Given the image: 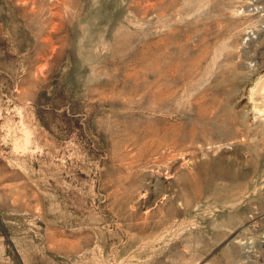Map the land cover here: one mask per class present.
Masks as SVG:
<instances>
[{
    "label": "rangeland",
    "instance_id": "374dc122",
    "mask_svg": "<svg viewBox=\"0 0 264 264\" xmlns=\"http://www.w3.org/2000/svg\"><path fill=\"white\" fill-rule=\"evenodd\" d=\"M0 264H264V0H0Z\"/></svg>",
    "mask_w": 264,
    "mask_h": 264
},
{
    "label": "bare ground",
    "instance_id": "6f19581e",
    "mask_svg": "<svg viewBox=\"0 0 264 264\" xmlns=\"http://www.w3.org/2000/svg\"><path fill=\"white\" fill-rule=\"evenodd\" d=\"M249 104L248 103H246V108H249ZM252 111L250 110V111H248V114H250ZM255 122H257V119L256 118H251V117H248V120H247V125H248V127L250 128V127H252L253 125H254V123ZM158 178V173L157 172H153V175H151V177H149L148 179H150L149 180V182L147 183V186H146V191L151 187V186H153L155 183H156V181L153 183L151 180H153V179H157ZM161 179V178H160ZM169 188V187H168Z\"/></svg>",
    "mask_w": 264,
    "mask_h": 264
}]
</instances>
